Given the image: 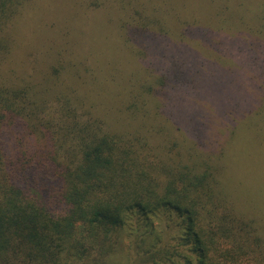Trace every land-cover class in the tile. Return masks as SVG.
I'll return each instance as SVG.
<instances>
[{
	"label": "trees",
	"instance_id": "trees-1",
	"mask_svg": "<svg viewBox=\"0 0 264 264\" xmlns=\"http://www.w3.org/2000/svg\"><path fill=\"white\" fill-rule=\"evenodd\" d=\"M65 1L117 22L126 47L145 34L180 55L142 62L141 53L143 80L132 73L137 81L124 91L122 73L91 69L80 34L65 39L51 16L32 23L45 0H0V264H109L124 238L127 264H264V208L258 201L255 213L239 208L226 178L235 172L242 188L256 191L240 156L226 162L243 112L224 107L218 116L201 106L204 72L182 56L208 30L215 36L236 25L200 29L183 16L171 26L153 14L156 6L149 5L152 14L145 8L149 0ZM226 15L223 8L215 19ZM250 33L257 47L264 28ZM70 45L65 62L61 53ZM76 49V60L88 58L93 86H115L116 104L105 116L113 125L98 117L91 88L81 91L70 61ZM221 51L215 48V58ZM54 58L63 69L56 76L43 71L37 82L16 74L17 64L33 71ZM172 93L177 98L169 100Z\"/></svg>",
	"mask_w": 264,
	"mask_h": 264
},
{
	"label": "rangeland",
	"instance_id": "rangeland-1",
	"mask_svg": "<svg viewBox=\"0 0 264 264\" xmlns=\"http://www.w3.org/2000/svg\"><path fill=\"white\" fill-rule=\"evenodd\" d=\"M149 5L156 6L153 14L165 19L171 26L181 22L183 16L195 21L200 29H205V25H215V23L227 26L236 25L228 33L215 36L208 30L206 40L192 41L188 46L189 49L182 56L194 65L201 66L204 72L202 86H198V89L202 87L203 91L197 93L201 106L218 116L224 111V107L227 112H243L242 118L237 122L226 162L231 165L229 159L234 155L235 157L240 156L242 162L240 168L249 170L253 174L245 181H253L256 191L253 188L249 190L242 188L239 184L242 178L239 176L238 179H235V172L227 173L226 178L238 207L255 213L258 211L257 208H253L255 202L258 201L259 206L264 208V184L260 189L262 192L257 190L261 185L260 182L264 181V40L259 41L256 47V39L250 32L254 29L264 28V0H149L148 4L145 3V8H148ZM223 8H226V18L215 19L216 14L219 16L220 10ZM43 13L49 14L44 15ZM87 14L90 13L87 12ZM91 14L86 15L80 7L72 5L71 1L45 0L35 10L32 23L39 24L41 19L51 16L56 21L57 28L55 27V30L62 29L67 32L64 36L65 39L80 34V46L87 51L92 62L91 69H96L98 65H106L110 68L109 70L122 73L118 87L124 91H127V88L137 81V70L141 67L138 57L141 56V53L144 55L142 62H147L145 59H153V56L166 62V60H173V57L179 54L172 48V44L160 42V40L154 44L153 40L145 34L140 35L136 41L127 43L126 47L124 42L122 43L121 35L117 32L115 26L117 22H110L105 18L101 19L95 14ZM77 22L78 29L75 32L74 26ZM166 25L168 24L164 23L162 27ZM30 33L34 38L36 37L34 29ZM29 38L32 39V37ZM25 45L27 53L31 52V44L25 43ZM212 45L214 48L210 49L209 46ZM217 46L222 49L219 59L215 58L214 54ZM46 47L43 48L46 49ZM73 49L74 45H70L62 50L61 57L65 62L69 61V54ZM55 50H57L56 46L49 49V52L53 53ZM20 52V56H25L22 51ZM78 52L79 50L76 49L73 60L70 61L74 66L72 70L78 73V83L83 87L81 91H86L85 94H88L86 88H91L90 92L96 98L94 99L96 104L101 107L98 117L106 119L109 124L113 125L111 117L105 116L110 115L106 110L110 111L111 105L116 104L113 97L115 86H93V81H89L93 79L86 78L85 75L91 71L89 68L85 70L86 67H90L88 58L82 54L85 58L82 59L80 56L79 60H76ZM18 65L15 68L16 74L22 75L20 79L26 78L37 82L43 79L45 75L43 71L56 76L57 72L63 70L60 61H57L56 58L45 65V68L34 65L36 70L33 68V71L26 69L23 72L24 69ZM119 66L122 68L117 69ZM145 67L147 70L142 67L143 72H149L150 66ZM66 73V70L62 72V78ZM107 74L109 75L111 72ZM138 77L142 82L143 77ZM66 82H69V79ZM93 87L98 90L93 91ZM169 97V100H172L177 98V95L172 93ZM106 98L111 101H107ZM200 117L202 114L198 116V119ZM212 132L215 133L216 130H212ZM259 197H262L263 204L258 200ZM255 205L257 207L256 203ZM156 225L157 222L154 223L155 227ZM124 240L120 252L112 257L109 264H127L128 240L127 238Z\"/></svg>",
	"mask_w": 264,
	"mask_h": 264
}]
</instances>
